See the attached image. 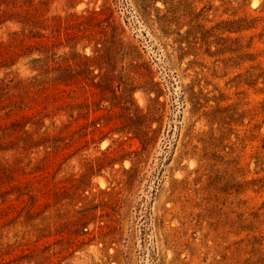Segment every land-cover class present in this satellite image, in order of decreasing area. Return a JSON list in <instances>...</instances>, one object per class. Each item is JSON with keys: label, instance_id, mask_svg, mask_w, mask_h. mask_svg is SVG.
Masks as SVG:
<instances>
[{"label": "rangeland", "instance_id": "1", "mask_svg": "<svg viewBox=\"0 0 264 264\" xmlns=\"http://www.w3.org/2000/svg\"><path fill=\"white\" fill-rule=\"evenodd\" d=\"M0 264H264V0H0Z\"/></svg>", "mask_w": 264, "mask_h": 264}]
</instances>
